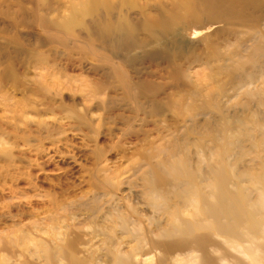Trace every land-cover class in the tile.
Wrapping results in <instances>:
<instances>
[{"label": "rangeland", "instance_id": "1", "mask_svg": "<svg viewBox=\"0 0 264 264\" xmlns=\"http://www.w3.org/2000/svg\"><path fill=\"white\" fill-rule=\"evenodd\" d=\"M39 1L40 15L73 22L60 32L49 29L56 42L34 21L36 0H0V236L11 243L0 249V264H45L48 250L55 264H66L56 252L77 234L78 245L93 252L82 263L110 264L102 248L122 238L117 211H138L144 223L157 218L145 197L143 171L171 155L188 154L193 165L213 139L227 151L234 173L259 171L264 21L225 20L211 28L201 21L196 27L183 6L187 0H108L115 9L106 17L115 21L127 10L135 25L134 43H128L88 34L92 16L73 13L82 0ZM42 3L54 9L43 11ZM174 3L170 31L157 25L154 40L146 24ZM215 53L235 56L241 68L227 58L214 60ZM117 175L115 198L106 202L104 180ZM92 204L100 207L94 214ZM132 244L123 243L122 251ZM135 260L149 264L154 257Z\"/></svg>", "mask_w": 264, "mask_h": 264}, {"label": "bare ground", "instance_id": "2", "mask_svg": "<svg viewBox=\"0 0 264 264\" xmlns=\"http://www.w3.org/2000/svg\"><path fill=\"white\" fill-rule=\"evenodd\" d=\"M36 2V8L33 10L34 21L43 28L48 41L56 42L54 36L49 34V29L60 32L67 24L73 22L51 21L38 13L40 1ZM178 3L171 4L168 8H160L161 10H157L155 21L146 24L154 40H159L158 33L154 30L157 25H161L166 32L170 31ZM41 6L43 11L50 12L54 9L51 3H42ZM183 6L184 9L190 10L187 16L196 27L202 26L201 21L202 24L207 21L208 26L209 23L213 25L225 20H246L252 23L264 21V0H187ZM99 7L104 9L102 15L98 14ZM114 9L108 0H82L73 13L88 14L89 18L92 16L91 20L88 18L90 21L86 25L88 34L96 35L99 32L105 37L115 35L134 43L135 25L127 19V10L115 21L106 17L107 14H112ZM229 30L232 31V28ZM58 42L64 43V40L60 39ZM74 43L76 46L82 44L80 41ZM234 57L216 54L213 59L220 61L227 58L234 63L235 69H240L241 60ZM252 61L255 63L257 60ZM250 79L252 77L246 78L245 81ZM125 88L128 97L135 101V106L141 108V105H136V94L133 93L132 85L126 84ZM224 132L222 130L223 140L226 138ZM218 148L216 139H213L212 148L207 153L199 150L202 159H198L193 165L190 164L188 154L180 157L171 155L166 164L158 162L143 171L145 197L148 205L157 209L152 212L157 214V218L144 223L138 211L131 208H127L123 213L117 211L116 222L122 238L102 248L105 256L112 260L110 264H141L135 260L137 256L154 257V261L149 264H171V258H177L174 264H264V163L258 172L248 169L236 174L226 158L227 151ZM163 174H167L168 179ZM121 179L117 175L104 180L109 191L106 202L113 199V190ZM247 181L249 186H243V182ZM171 199L175 200L171 207L160 209ZM90 207L92 214L100 209L99 205L95 204ZM93 233L92 231L88 234L89 240L93 238ZM4 239L0 236V249L9 250L11 243H6ZM78 240V234L73 235L67 240L64 248L56 252L61 258H65V261L68 258L66 264H84L80 259L86 260L92 256V250L89 247H80ZM129 241L133 244L126 251H122L123 243ZM45 252V264H55L53 251Z\"/></svg>", "mask_w": 264, "mask_h": 264}]
</instances>
